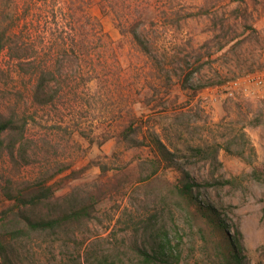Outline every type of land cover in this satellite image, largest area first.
I'll return each mask as SVG.
<instances>
[{
	"label": "rangeland",
	"instance_id": "374dc122",
	"mask_svg": "<svg viewBox=\"0 0 264 264\" xmlns=\"http://www.w3.org/2000/svg\"><path fill=\"white\" fill-rule=\"evenodd\" d=\"M253 1L0 0L10 47L0 50V115L27 117L29 154L23 163L1 153L0 185L52 174L59 205L71 194L95 207L56 233L17 240L15 264H133L139 223L154 214L167 235L160 264H220L202 222L169 193L163 179L176 171L140 178L148 148L119 138L134 125L139 139L154 130L197 182L230 181L201 191L243 263L264 264V101L211 102L214 87L264 68V29L252 20L264 9Z\"/></svg>",
	"mask_w": 264,
	"mask_h": 264
},
{
	"label": "trees",
	"instance_id": "16d2710c",
	"mask_svg": "<svg viewBox=\"0 0 264 264\" xmlns=\"http://www.w3.org/2000/svg\"><path fill=\"white\" fill-rule=\"evenodd\" d=\"M12 24L14 27L20 26V21L17 20ZM7 29L8 26L0 29V50L10 48L6 35ZM17 53L18 51L13 56L17 55V60L20 61L22 57ZM78 55L85 56L83 52H79ZM27 122V117H21L15 121L11 116L0 115V155L6 152L13 162H16L17 158H20L23 163L29 162L28 145L23 142L24 126ZM138 130L139 126L134 125L122 131L119 138L132 146L148 148L149 155L138 158L140 178L152 179L163 174L168 168L174 169L177 175L173 180L163 179L168 185L169 193L183 204L189 214L193 213L202 222L207 235H211L214 255L218 262L244 264L239 241L228 234L229 227L226 221L221 217L216 206L208 202L206 194L201 191V187L221 186L230 181L216 179L203 183L197 182L179 163L176 153L169 149L154 130L147 127L146 134L141 135L142 139L138 138ZM191 150L201 151L199 147L191 148ZM210 156L212 161L216 160L214 152L210 153ZM52 178V174L44 173L31 181L19 183L7 177L0 185V203L3 204L1 214L4 218H9L8 226L4 225V229L0 231V264H15L16 247L13 244L17 240L26 238L34 232L56 233L59 229L92 216L95 207L86 198L70 194L65 196L66 204L59 205L55 199V183H49ZM43 208L47 213L42 211ZM156 215L142 219L139 223L142 234L140 242L135 243L138 257L133 264H160L165 261L167 235L161 226H155ZM128 216L131 220V215L128 214ZM236 235L237 238L241 236L238 229H236ZM98 264H114V262L110 257H104L98 260Z\"/></svg>",
	"mask_w": 264,
	"mask_h": 264
},
{
	"label": "built area",
	"instance_id": "2783aa9c",
	"mask_svg": "<svg viewBox=\"0 0 264 264\" xmlns=\"http://www.w3.org/2000/svg\"><path fill=\"white\" fill-rule=\"evenodd\" d=\"M261 36L264 38V32ZM215 102L221 99H248L264 101V68L229 78L224 83L214 87ZM205 90L201 94H204Z\"/></svg>",
	"mask_w": 264,
	"mask_h": 264
},
{
	"label": "crops",
	"instance_id": "0c3cea01",
	"mask_svg": "<svg viewBox=\"0 0 264 264\" xmlns=\"http://www.w3.org/2000/svg\"><path fill=\"white\" fill-rule=\"evenodd\" d=\"M252 8H257L258 10L264 9V0L253 1ZM252 20L256 23L257 28L262 27L264 29V16L257 19V16L254 14Z\"/></svg>",
	"mask_w": 264,
	"mask_h": 264
}]
</instances>
